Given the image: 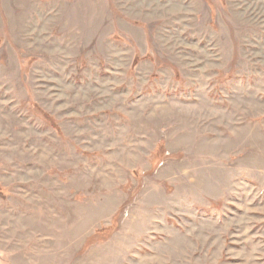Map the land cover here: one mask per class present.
<instances>
[{
	"label": "rangeland",
	"instance_id": "374dc122",
	"mask_svg": "<svg viewBox=\"0 0 264 264\" xmlns=\"http://www.w3.org/2000/svg\"><path fill=\"white\" fill-rule=\"evenodd\" d=\"M0 264H264V0H0Z\"/></svg>",
	"mask_w": 264,
	"mask_h": 264
}]
</instances>
